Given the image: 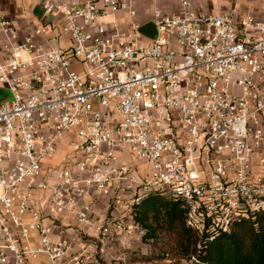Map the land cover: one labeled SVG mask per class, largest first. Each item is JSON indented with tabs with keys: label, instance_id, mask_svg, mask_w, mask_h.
<instances>
[{
	"label": "built area",
	"instance_id": "1",
	"mask_svg": "<svg viewBox=\"0 0 264 264\" xmlns=\"http://www.w3.org/2000/svg\"><path fill=\"white\" fill-rule=\"evenodd\" d=\"M40 4L66 44L0 12V264H89L150 193L205 241L264 213V17L179 0L150 40L135 0Z\"/></svg>",
	"mask_w": 264,
	"mask_h": 264
},
{
	"label": "trees",
	"instance_id": "2",
	"mask_svg": "<svg viewBox=\"0 0 264 264\" xmlns=\"http://www.w3.org/2000/svg\"><path fill=\"white\" fill-rule=\"evenodd\" d=\"M186 211L180 200L150 193L133 212L144 238H157L163 231V239L168 238L171 250L180 251L184 264H264V213L205 241L186 224Z\"/></svg>",
	"mask_w": 264,
	"mask_h": 264
},
{
	"label": "crops",
	"instance_id": "3",
	"mask_svg": "<svg viewBox=\"0 0 264 264\" xmlns=\"http://www.w3.org/2000/svg\"><path fill=\"white\" fill-rule=\"evenodd\" d=\"M196 11L218 13L231 8L257 17H264V0H190ZM179 0H135V21L138 27L152 19L156 9L174 12L178 9ZM0 12L10 16L21 32L46 24L44 36L50 45H64L66 40L57 37L55 29L58 20L51 21L44 16L40 0H0ZM119 22L125 25L127 17L124 12L118 13ZM39 262V261H38Z\"/></svg>",
	"mask_w": 264,
	"mask_h": 264
},
{
	"label": "rangeland",
	"instance_id": "4",
	"mask_svg": "<svg viewBox=\"0 0 264 264\" xmlns=\"http://www.w3.org/2000/svg\"><path fill=\"white\" fill-rule=\"evenodd\" d=\"M239 12V11H238ZM247 13L239 12V15ZM151 26L146 32H138L145 38H156V26L153 19L149 20ZM126 29V24H125ZM7 91V90H6ZM11 99L10 92L0 96V99ZM140 165V164H139ZM142 228V227H141ZM143 229V228H142ZM145 231L133 233L132 237L124 238L121 242L109 243L112 246L106 255H96L89 264H184L185 259L178 249H170L168 238H164L163 231H159L157 238L145 239ZM94 250V246L91 247Z\"/></svg>",
	"mask_w": 264,
	"mask_h": 264
},
{
	"label": "water",
	"instance_id": "5",
	"mask_svg": "<svg viewBox=\"0 0 264 264\" xmlns=\"http://www.w3.org/2000/svg\"><path fill=\"white\" fill-rule=\"evenodd\" d=\"M150 26H151V22L148 21L145 24L139 26L138 30H140L141 32H146ZM6 93H7V91L5 89L0 88V96H4V95H6Z\"/></svg>",
	"mask_w": 264,
	"mask_h": 264
}]
</instances>
